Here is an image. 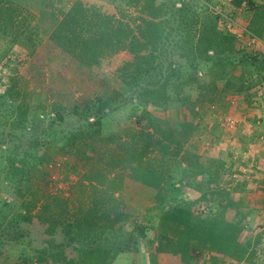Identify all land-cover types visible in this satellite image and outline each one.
<instances>
[{
    "label": "rangeland",
    "instance_id": "obj_1",
    "mask_svg": "<svg viewBox=\"0 0 264 264\" xmlns=\"http://www.w3.org/2000/svg\"><path fill=\"white\" fill-rule=\"evenodd\" d=\"M9 1L12 2L13 12L0 15V264H74L77 259L76 249L73 248L76 241L68 239L69 235L64 233H72L73 237L76 228L69 231L66 225L74 221L80 208L90 205L88 195H92L89 185L82 193L79 182L83 180L87 185L88 181L83 176L90 172V167L96 168L95 165L104 166L111 162L106 160L107 156L98 158V153L106 145L115 149L114 143L106 141V138L134 128L137 116L143 111L150 112L175 131L180 129L184 120L191 121L195 127L183 143L182 150L197 153L200 162L210 168L211 172L208 174L216 173L220 177L217 183L209 182L208 185L207 175L203 183L201 176L185 177V164L177 159L179 162L172 161L170 164L169 179L161 190L163 194L166 192L165 186L171 183L173 198L196 200L194 207L198 214L207 215L219 208L217 201L212 203L207 197L198 199L204 191L212 190L217 184L226 187L229 197L237 203L228 209L226 215L230 220L243 225L240 241L247 244L253 254L247 260L239 262L218 257L224 263H215L264 264V206L259 202L264 200V193H261L264 192V186H259L262 176L256 175L259 168L249 169L245 165L242 154L231 153L246 148L244 134L256 135L261 132L262 118L259 110L264 109L260 103L264 102V30L259 36L248 28V25L258 19L252 5H247L248 0H242L240 4H236V0H174L175 7H180L183 2L187 3L190 13H217L219 17L215 24L216 30L235 35L237 51L228 48L219 55L222 63L230 57L235 62L234 67L225 66L227 73L222 79H215V74H210L222 68L218 61L212 64L199 59L194 60L197 62L185 59L180 55L181 48L175 46L176 38L171 40L168 57L177 63L180 72L174 73L169 80L167 98L162 103H152L142 94L141 88L129 89L123 84L117 68L123 60L130 58L126 51L110 55L94 67L95 74L107 78L112 84V93L116 94V100L110 102L100 118L97 127H100L101 133L96 141V149L92 151L85 147L78 150L73 146L68 152L64 149L66 136L71 131L86 126V121L69 115L66 111L58 116L50 110L53 87L45 88L48 78L45 75L44 79L37 74L39 65L35 64L32 56L55 27L56 20L76 0ZM81 1L87 6H97L118 17L120 11H123L122 19H128L130 23L131 18L137 15L136 9L119 1ZM254 3L264 4V0H254ZM198 18V27H202L203 16ZM53 56L52 54L51 62L55 63L56 58ZM53 69L56 70L57 66L53 65ZM89 85L91 86L90 83ZM11 86L13 93H18L16 98L6 96L7 89ZM243 94L252 98V106H246L241 99ZM231 99L232 104L229 102ZM19 103L27 105L28 109L29 121H26L24 127H15L10 121L5 122L9 120L7 117L11 115L14 106ZM20 115L16 114V121ZM33 116H37L39 123L31 124ZM93 120V116L89 117V121ZM34 135L44 143L38 146L34 158L28 162L33 166L30 183L36 187L28 191L24 189V185L10 184L2 178L4 172L1 161L6 150H15L22 154ZM259 138L258 134L254 137L257 140ZM229 149L232 158L228 155ZM89 152L95 153L93 160L79 159L83 155L89 156ZM242 152L246 154L245 151ZM106 155L109 156V153ZM252 180L254 187L247 188L248 181ZM122 185V189L116 192V204L112 206L109 216L96 220L94 230L91 231L107 233L110 237L106 246L110 255L114 256L108 264H183L184 258L177 255L179 259H175L172 253L156 260L155 253L160 252H156L155 248V225L158 214L166 206L159 199L158 191L126 174L123 175ZM51 194L61 201L63 208L57 209L59 220L54 222L55 226L53 224L49 227L48 222V229L45 230V225L39 219L33 218L30 222L13 219L18 211L25 213L26 202L40 198V204L47 199L44 196ZM117 215H121V220L110 227L113 217ZM65 217H68V221L62 219ZM92 240L93 237L83 239L81 245L93 247L96 243L93 244ZM52 251L58 252L56 260L51 256ZM210 254L206 252L203 257L190 258L188 264H212Z\"/></svg>",
    "mask_w": 264,
    "mask_h": 264
},
{
    "label": "trees",
    "instance_id": "obj_2",
    "mask_svg": "<svg viewBox=\"0 0 264 264\" xmlns=\"http://www.w3.org/2000/svg\"><path fill=\"white\" fill-rule=\"evenodd\" d=\"M114 1L137 10V15L131 18L132 23L128 22V19H122L123 11H120L118 17L102 11L97 6H87L81 0H76L56 20L55 27L32 56L35 64L39 65L37 74L44 79L45 75L48 78L45 88L53 87L50 110L58 116L66 111L69 115L82 118L86 121V126L89 125L88 128L84 126L71 131L66 136L64 149L67 152L73 146L78 150L88 147L92 151L97 147L96 141L99 140L101 133L100 127H97L100 118L110 102L116 100V94L112 93L114 92L112 84L107 78L99 77L93 71L94 67L100 65L108 56L121 51L129 54L130 58L123 60L117 68L120 78L129 89L141 88L142 94L152 103H162L166 100L167 84L174 73L180 72L177 63L168 57L172 38H176L175 46L181 48L180 55L185 59L192 61L199 59L212 64L218 61L222 68L210 73L215 74V79L224 78L227 73L225 66L234 67L235 64L232 57L225 63L221 62L220 54L225 49L237 51L238 46L233 33L216 30L215 24L219 17L217 13L214 14L213 11L206 15L194 11L190 13L187 3L183 2L180 7H175L174 0ZM241 1L236 0V4H240ZM247 3L252 5L254 15L258 17L256 22L248 25V28L260 36L264 30V4H256L254 0H248ZM11 5L12 2L9 0H0V15L12 13ZM199 16H203L202 27H198ZM52 54L56 58L55 63L51 62ZM53 65L57 66L56 70L53 69ZM12 88L13 86L7 89L6 96L16 98L18 93H13ZM14 107L11 115L7 117L9 120L5 122L10 121L15 127L26 126V121H29L27 105L19 103ZM17 113L21 114L18 121L14 118ZM91 116L94 117L93 121H89ZM37 122V116H33L31 124ZM135 122L136 126L131 130L106 138V141L114 143L115 149L106 145L103 151L99 150L98 158L107 156L106 160L111 162L104 166L95 165L96 168L90 167V172L83 176V179L88 181L87 185L83 180L79 182L80 191L85 192L86 186L89 185L92 195H88L90 205L85 206L87 208H80L74 221L66 225L69 231L76 228L73 237L72 233L62 231L66 236L69 235L68 239L76 241L73 248L76 249L77 259L73 263L108 264L113 258L114 255H110L106 246L110 239L108 234L91 231L94 230L96 220L108 217L111 213V208L117 200L116 192L123 187L124 174L155 188L159 199L166 205L158 214L155 225L156 252L172 253L175 259L184 258L183 264L186 262L188 264L190 258L203 257L206 252L211 253L212 264H216V261L224 263V260H218V257L238 262L247 260L253 253L247 244L240 241L243 225L230 220L226 215L229 208L237 205L229 197L226 187L215 184V188L204 191L199 197L198 200L207 197L212 203L217 201L219 208L207 215L198 214L194 207L196 200L173 198L170 191L173 188L171 183L165 186V194L161 192L164 183L169 179L170 164L177 159L185 164L183 169L185 177L201 176L203 183L207 175V185L209 182L219 181L220 177L215 175L216 173L209 175L211 170L200 162L199 155L182 150L183 143L195 127L191 121L184 120L180 129L175 131L150 112L143 111ZM28 143L22 154L15 150H6L1 161V169L4 172L2 178L8 180L10 184L24 185V189L29 191L36 187L30 183L33 166L28 162L34 158V152L44 142L35 136ZM106 153H109L111 158ZM88 154L90 155H83L79 159L93 160L95 153ZM44 198L47 199L40 204H38L40 198L26 202L25 213L18 211L13 219L23 222H30L33 218L39 219L45 225V230L48 229V222L49 227L53 224L55 226L54 222L59 220L58 207L63 210L61 201L53 194ZM113 218L111 224L108 222L110 227L121 220V215ZM62 219L68 221V217ZM120 226L123 227L121 224ZM91 237L92 243H96L95 246L81 245L83 239ZM58 252L52 251L51 256L54 260L58 258Z\"/></svg>",
    "mask_w": 264,
    "mask_h": 264
},
{
    "label": "crops",
    "instance_id": "obj_3",
    "mask_svg": "<svg viewBox=\"0 0 264 264\" xmlns=\"http://www.w3.org/2000/svg\"><path fill=\"white\" fill-rule=\"evenodd\" d=\"M248 96L249 95H247V94H243V96H241V99L243 100V102H245L246 106L249 107V106L253 105V104H251L253 102H251L252 98H249ZM232 100L233 99L229 100V102L231 104H232ZM260 103H261V107H264V102L260 101ZM262 103H263V105H262ZM254 104H256V103H254ZM259 116H261V118H262V122H261L262 125L260 127L261 132L259 131L256 133V135L257 134L260 135L259 140L254 139V137L256 138L255 133H253V134L252 133L251 134L246 133V134H244L243 139L246 142L245 147L247 149L241 148V149H238L234 152H231V150L229 149L230 151H228V155L230 158H232V154H229L230 152L233 154L234 153H237V154L240 153L245 157L244 158L245 165H247L249 169H250V167H251V169L256 168V167H257V169L259 168L258 173H256V175L259 174V176H262L260 178V181H259V183H260L259 186L262 187V184L264 186V109L259 110ZM241 151H245L246 154H244V152L241 153ZM225 152H227V151H225ZM253 185H255L253 183V180L251 182L248 181V184L246 185V187L247 188L254 187ZM261 193H264V192L261 191ZM259 202H261V205L264 206V200H260ZM151 252L154 253L153 251H151ZM165 254L167 255L168 252L155 253L156 260H161L163 258V255L165 256ZM153 258H154V255H153Z\"/></svg>",
    "mask_w": 264,
    "mask_h": 264
}]
</instances>
